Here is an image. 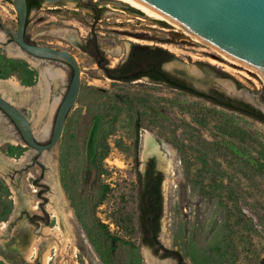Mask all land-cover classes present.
<instances>
[{
  "label": "rangeland",
  "instance_id": "rangeland-1",
  "mask_svg": "<svg viewBox=\"0 0 264 264\" xmlns=\"http://www.w3.org/2000/svg\"><path fill=\"white\" fill-rule=\"evenodd\" d=\"M96 3L98 18L95 10L76 1L42 2L29 12L27 38L73 53L81 83L58 141L41 153L20 143L16 127L0 110V222H7L0 252L6 251L4 244L12 247V255L0 256V264H35L46 250L48 264H178L161 248L154 251L140 240L137 172H144L151 154L142 156L146 133L159 150L160 143L167 146L165 157L171 160L168 168L156 161L163 174L162 247L178 251L185 264H260L264 123L147 76L112 79L91 49L96 43L105 67L114 68L135 45L161 48L169 54L162 64L169 73L262 111L264 76L179 25L115 0ZM16 27L11 0H0V79L17 77L30 86L15 90L2 83L0 94L30 118L34 130L33 114L42 99L47 101L48 112L53 111L47 135L38 138L45 142L71 70L58 61L45 59L33 67L10 56L6 49L15 44L11 36ZM174 62L200 76L171 67ZM40 66L59 67L61 74L40 77ZM47 226L50 231L44 230ZM32 239L38 245L28 260L24 252Z\"/></svg>",
  "mask_w": 264,
  "mask_h": 264
},
{
  "label": "water",
  "instance_id": "water-1",
  "mask_svg": "<svg viewBox=\"0 0 264 264\" xmlns=\"http://www.w3.org/2000/svg\"><path fill=\"white\" fill-rule=\"evenodd\" d=\"M41 1L49 4L78 1L82 6H90L88 0ZM125 1L140 4L163 14L206 44L264 75V0ZM11 2L17 14V27L13 34L14 43L30 56L65 63L71 70L69 84L57 106L52 130L45 142L34 136L32 125L26 115L0 95V110L12 120L20 133V140L28 149H35L37 153H41L56 144L62 133L66 116L76 102L81 83L80 66L74 54L69 50L26 41L24 33L27 20V0H11ZM132 35L148 37L143 32H133ZM262 95L263 91L259 95L261 100ZM160 150L164 155L168 153L164 143H160ZM148 156H154L157 163L164 168L165 160L162 156L155 153L148 154Z\"/></svg>",
  "mask_w": 264,
  "mask_h": 264
},
{
  "label": "trees",
  "instance_id": "trees-1",
  "mask_svg": "<svg viewBox=\"0 0 264 264\" xmlns=\"http://www.w3.org/2000/svg\"><path fill=\"white\" fill-rule=\"evenodd\" d=\"M41 2V0H27L26 25L31 8L39 7ZM91 53L96 58L100 56L95 44L91 49ZM168 55L169 54L161 48L140 49L135 52L128 63L119 67L105 68V71L110 78L119 81H132L139 77L141 73L146 72L151 74L152 77L156 76L155 79L157 81H164L165 84L172 88H176L195 97L203 98L214 105L239 112L264 123V111L252 104L227 96L216 89H199L183 78L159 70L158 67L160 63L168 60ZM101 173V170H98V174ZM137 179V224L140 232V240L142 243L152 247L155 251L157 249V237L160 218L162 216V193L160 189L162 175L154 169V163L150 160L143 173L137 172ZM163 255L177 259L179 264H185L178 251L166 250ZM260 264H264V257L260 260Z\"/></svg>",
  "mask_w": 264,
  "mask_h": 264
},
{
  "label": "bare ground",
  "instance_id": "bare-ground-1",
  "mask_svg": "<svg viewBox=\"0 0 264 264\" xmlns=\"http://www.w3.org/2000/svg\"><path fill=\"white\" fill-rule=\"evenodd\" d=\"M117 2H121L125 5H128L130 7H132L134 10H137V11H142L144 12L145 14L147 15H150V16H153L155 18H158V19H162V20H165L166 22L168 23H171V24H175V25H179L177 24L176 22H173L172 20H170L169 18H167L166 16H164L163 14L157 12V11H154L152 9H149L145 6H142L140 4H137V3H133V2H129V1H125V0H115ZM180 26V25H179ZM182 27V26H181ZM184 28V27H183ZM185 31L189 34H192L189 30H187L186 28H184ZM59 30V29H58ZM193 35V34H192ZM199 38V37H198ZM0 39H3V33L0 32ZM118 49V48H117ZM121 49V48H120ZM119 49V50H120ZM7 52L10 56L12 57H21V58H24L25 60H27L33 67H37L39 66V62L40 61H43L45 59H41V58H38V57H34V56H30L28 55L25 51H23L22 49H20L19 46H17L16 44H10L8 47H7ZM217 50V49H216ZM220 51V50H218ZM221 52V51H220ZM223 53V52H222ZM171 67L173 66L174 68H178V69H185L188 71V73H190L191 75L195 76V77H198L200 76L199 73L194 70V69H186L184 68L182 65H180V63H171ZM250 67V66H249ZM250 69H253L252 67H250ZM39 71H40V77L41 76H50L52 79H55V78H58L61 74V71H60V68L59 67H47V66H40L39 67ZM264 76V75H263ZM262 76V77H263ZM196 80V79H195ZM4 83L5 85H9L10 87H12L13 89H20V88H24V89H29L30 86H23L22 83L20 82V80L17 78V77H9V78H6V79H0V84ZM41 93V92H40ZM2 95V94H0ZM3 96V95H2ZM4 97V96H3ZM5 98V97H4ZM7 99V98H6ZM8 100V99H7ZM9 101V100H8ZM12 103V102H11ZM13 104V103H12ZM59 104V103H58ZM57 104V106H58ZM56 106V108H57ZM55 108V110H56ZM54 110V112H55ZM53 111V110H52ZM52 111H50V113L48 112V106H47V101L45 102L44 99H42L40 101V104L37 108V110L35 111V113L33 114L34 115V127H35V130L33 129V132H34V136L38 139V138H44L46 135H47V128H48V120L51 115H52ZM54 112H53V115H54ZM30 119V118H29ZM52 119H53V116H52ZM32 120V119H31ZM53 121V120H52ZM52 125H53V122H52ZM51 130H52V127H51ZM51 130H50V133H51ZM38 139V140H40ZM11 142L13 144H18V141H16L15 139H10ZM144 141V140H143ZM23 146H26L22 141L20 142ZM155 153L157 154L158 156H162L163 160H165L166 162V168L170 167L171 166V160L170 159H167L165 157V155H163L161 153V151L159 150V147L156 143H154V139L148 134L146 133V137H145V144H144V147H143V151H142V156L145 155V153ZM26 153L21 156V158L18 161H21L23 158H25L26 156ZM12 159V158H10ZM45 159L48 160V157L45 156ZM3 165L0 164V168L2 167ZM55 215V212L53 213ZM7 223V222H6ZM6 223L4 222H0V233H3L2 231L6 230ZM9 226V225H8ZM5 228V229H4ZM67 229L69 231H71V225L67 222ZM44 230H47V231H50V227H46ZM59 233V230L58 228L55 229L54 231V234H58ZM38 245V239H32L29 243H28V248L27 250L24 252V256L26 259L29 260V257L33 256L32 254L34 253L35 251V248L37 247ZM12 247H9L6 246L4 244V247L3 249H5L6 251L4 253H1L0 252V256L1 257H5L7 258L8 256L12 255L11 253V249ZM49 259H50V255L48 253V250L44 251L42 256H41V262H35V264H48L49 262ZM34 263V262H33Z\"/></svg>",
  "mask_w": 264,
  "mask_h": 264
},
{
  "label": "flooded vegetation",
  "instance_id": "flooded-vegetation-1",
  "mask_svg": "<svg viewBox=\"0 0 264 264\" xmlns=\"http://www.w3.org/2000/svg\"><path fill=\"white\" fill-rule=\"evenodd\" d=\"M43 2V1H42ZM41 2V3H42ZM76 2H78V1H76ZM89 4H90V6H85V7H89V8H91V9H93V10H95L96 12H97V18H98V16H99V9H98V4L96 3V0H88L87 1ZM79 4H80V2H78ZM1 32V31H0ZM11 38H12V40H13V35L11 36ZM24 38H25V40L26 41H28V42H31V43H33L32 41H30L28 38H27V36L25 35V33H24ZM14 42V41H13ZM91 42H93L92 40H91ZM96 45L97 46V44L96 43H94L93 42V45ZM43 45V44H42ZM147 47H141V46H138V45H135V48H134V50L131 52V55L130 56H128V58L122 63V64H120V65H118V66H116V67H119V66H121V65H124V64H126V63H128L131 59H132V57L134 56V54H135V52L137 51V50H140V49H146ZM97 49H98V46H97ZM98 51H99V49H98ZM99 53H100V56H101V52L99 51ZM92 54V53H91ZM93 55V54H92ZM97 57L96 59H97V61H98V63L100 64V66L101 67H103L104 68V70H105V68H107V67H105V63H104V60H103V58H101V57ZM100 58V59H99ZM164 62H162V63H160V65H159V67H158V69L159 70H162V71H164V72H167V73H169L168 71H166L163 67H162V64H163ZM106 72V71H105ZM156 73V72H155ZM154 73V74H155ZM106 74H107V72H106ZM174 75V74H173ZM143 76H147L150 80H152V81H155V82H161V83H164L165 84V82L164 81H157L155 78H156V76L155 77H152V75L151 74H149V73H146V72H143V73H141L140 75H139V77H137L136 79H139L140 77H143ZM176 76V75H175ZM179 77V76H178ZM136 79H134V80H136ZM133 81V80H132ZM6 115V114H5ZM11 122H12V120H11ZM13 123V122H12ZM14 124V123H13ZM15 126V125H14ZM16 127V126H15ZM16 130H17V128H16ZM18 131V130H17ZM18 133H19V131H18ZM19 135H20V133H19ZM20 139H21V136H20ZM3 142H7V140H4ZM1 144V143H0ZM150 160H152L153 161V163H154V169L156 170V171H158V172H160L161 173V175H162V179H161V183H162V181H163V174H162V172H161V170H160V168H158L157 166H156V159H155V157L154 156H150V158L148 159V162L150 161ZM161 183H160V189H161ZM161 193H162V190H161ZM163 197V196H162ZM162 203H163V199H162ZM160 225H161V218H160ZM160 225H159V231H160ZM158 235H159V233H158ZM157 240H158V243L156 244V247L158 248H161L162 250H163V254L166 252V250H171V249H167V248H164V247H162V245L160 244V242H159V239H158V237H157ZM151 249H153L152 247H150ZM179 264V263H178Z\"/></svg>",
  "mask_w": 264,
  "mask_h": 264
}]
</instances>
